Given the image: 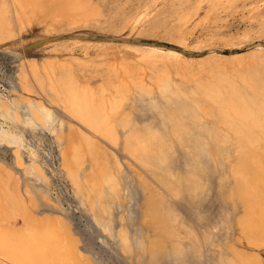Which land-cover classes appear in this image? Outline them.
Returning a JSON list of instances; mask_svg holds the SVG:
<instances>
[{
    "label": "rangeland",
    "instance_id": "rangeland-1",
    "mask_svg": "<svg viewBox=\"0 0 264 264\" xmlns=\"http://www.w3.org/2000/svg\"><path fill=\"white\" fill-rule=\"evenodd\" d=\"M33 44L27 58L10 53ZM163 85L224 149L208 147L215 161L203 165L212 181L204 204L218 195L226 215L214 228L175 206L182 218L174 246H187L197 260L192 264H264V0H0V99L35 100L63 117L58 136L67 158L64 168L61 146L48 131L11 128L34 150L33 168L49 179L51 199L63 210L25 194L30 154L20 150L22 161L14 163L12 150L0 146V254L6 260L0 264H137L85 213L69 176L78 168L77 150L83 160L95 154L101 168L104 151L135 174L134 160L120 149L121 134L118 146L90 135L71 101L89 100L95 112L118 100V112H131L139 123L145 113L135 107L137 96L165 111ZM86 136L95 150L86 148ZM213 210H206L209 218Z\"/></svg>",
    "mask_w": 264,
    "mask_h": 264
},
{
    "label": "bare ground",
    "instance_id": "bare-ground-1",
    "mask_svg": "<svg viewBox=\"0 0 264 264\" xmlns=\"http://www.w3.org/2000/svg\"><path fill=\"white\" fill-rule=\"evenodd\" d=\"M32 48L31 53L25 55L24 51ZM34 48L36 49V44L21 51L11 50L10 53L21 54L27 58L34 54ZM157 52L168 53L172 58L180 56L176 51ZM147 91L140 89L141 93ZM163 92L160 97L164 101L166 112L153 103L138 101L141 97L137 96V100L134 101L135 107L141 104L145 113L139 123L131 112L121 114L118 112L121 101L117 100L108 106L101 105L98 111L93 112L89 100H72L71 104L76 114L84 119L93 131L90 135L94 138L95 133L100 137L108 136L113 139L114 145L118 146V137L122 135L120 149L122 148L121 150L127 152L134 160L135 174L131 169L124 170L116 160L117 157L112 159L101 149L104 161L102 168L95 154L91 156L90 152L84 159L86 163H81L83 158L81 152L78 150L76 153L73 152L74 164L78 168L70 172L69 176L77 194L75 197H78L85 213L101 231L113 236L128 256L135 257L137 264H192L197 260L190 255V251L184 250L189 248L187 246L184 248L182 243L174 246L173 239L177 237L174 229L182 218L181 215H176L175 206L194 216L201 225L205 226L206 221L211 220L214 228L218 225L215 220L226 215V210L219 205L221 201L218 195L209 200L211 204H204L208 191L212 188V181L211 178H206V169L203 165L215 161L209 155L208 147L222 146L219 145L218 139H215L214 131L192 116L191 111L183 104L185 100L177 92L165 90L164 85ZM4 102L0 99V118L4 121V125L0 124V146L12 150L14 163L22 161L20 150L30 154L29 164L23 171L29 182L25 194L31 195L40 206L63 210L58 198L51 199L50 183H47L49 179L33 168L34 150L26 145L20 133L11 128L20 124L22 128L33 132L48 131L55 135L61 146L62 141L58 135L63 132L66 125L64 118L35 100ZM2 103L6 104V108H3ZM109 106L112 109L109 108L107 111ZM185 111L190 115H185ZM6 123L9 126H5ZM88 136L85 137L86 148L94 149L93 142L89 141ZM176 146L178 148L182 146L181 151H178ZM223 151L221 148V152ZM60 157L65 168L67 158L62 146ZM216 160L221 162L222 158ZM190 161L194 163L191 165ZM181 171L185 172L183 176L179 174ZM131 177L136 181L133 182ZM177 182L181 186L180 190L188 191L185 190V193L181 194L177 189ZM143 205L144 209H141ZM211 206L215 215L209 218L206 210L211 209ZM147 209L149 213L146 212ZM188 256L191 261L186 259ZM0 260L6 261L1 254ZM209 260L212 262V258Z\"/></svg>",
    "mask_w": 264,
    "mask_h": 264
}]
</instances>
